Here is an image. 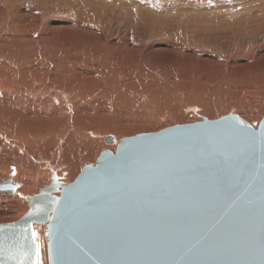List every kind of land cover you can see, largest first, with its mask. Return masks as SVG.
I'll list each match as a JSON object with an SVG mask.
<instances>
[{"label": "rangeland", "instance_id": "rangeland-1", "mask_svg": "<svg viewBox=\"0 0 264 264\" xmlns=\"http://www.w3.org/2000/svg\"><path fill=\"white\" fill-rule=\"evenodd\" d=\"M261 2L0 0V111L13 101L4 85L19 84L26 75V85L43 76L51 86L91 89L84 105L76 101L60 118L62 130L78 124L119 140L229 113L257 124L264 115V7H242ZM102 141L103 146L98 140L89 147L81 141L80 148L95 154L86 162L94 165L104 147L114 145ZM3 159L0 173L6 171L7 178L13 172L17 181V170ZM5 196L10 194L0 192V223L13 222L28 209L27 198Z\"/></svg>", "mask_w": 264, "mask_h": 264}, {"label": "water", "instance_id": "water-1", "mask_svg": "<svg viewBox=\"0 0 264 264\" xmlns=\"http://www.w3.org/2000/svg\"><path fill=\"white\" fill-rule=\"evenodd\" d=\"M26 198L0 223V264H36L34 224L49 264H264V115L123 137L61 190L53 174Z\"/></svg>", "mask_w": 264, "mask_h": 264}, {"label": "bare ground", "instance_id": "bare-ground-1", "mask_svg": "<svg viewBox=\"0 0 264 264\" xmlns=\"http://www.w3.org/2000/svg\"><path fill=\"white\" fill-rule=\"evenodd\" d=\"M260 7H264V2L252 3L249 5L247 4L242 7V10L244 9L245 11H249ZM243 18L244 17L240 19L242 20ZM214 19V21H217L215 15ZM26 70V72L32 71L28 69ZM91 71L93 72V70ZM26 72L24 74H26ZM99 76L100 75H98V77ZM42 77L43 76H38V78L34 79L29 85H26L27 83L25 82V79H27V76L24 75L23 80L19 84L14 81L9 82V85L5 86L7 84L5 82L6 84L3 89L6 90V92L8 91L6 95L13 96V101L11 102V100L8 99L6 102L9 103V107L0 111V157L3 156L6 160H9L11 168H16H14V170H17V177H15L17 181L13 179L15 175L13 172L11 179L9 178V175L7 178L5 177L7 175H4L6 171L0 174H3L2 176L5 177L3 178L4 180L10 179L14 183H19V186H17L12 193H9L10 196H5L9 199H13V201H16L18 198H26V196L37 194L40 189L50 183V179L53 174L57 179V183H59V185L62 184V186H66L65 184L67 182L71 183L78 178L83 169L82 167L80 170L83 165L82 162L84 161L85 163L87 157H91V159L94 160L95 156V154L87 153L85 152V149L80 148L79 145H81V141H85V144L89 147L90 144L96 143L99 140L103 146L102 139L104 140L106 136L110 135L112 137V142L109 143H113L114 145H110L109 147L105 146L103 150L109 151L111 149L112 151L115 149V146L117 150L118 141L120 140H117L116 135L112 136L111 134H107L106 131L104 134V132L100 131L96 132L86 128L82 129L83 127L79 126L77 123V125L74 124L72 128L62 130L59 126L61 123L60 118L71 112V110L76 106V101H81L82 105H84L83 98L87 97L86 94H88L91 89H86L85 92L79 88H66L67 86L65 87V85H60L59 87L56 85L51 86L46 82V78L43 79ZM99 83L98 87L100 88ZM88 84H90V82ZM92 84L94 83L92 82ZM72 85L74 84H71V87H73ZM94 85L93 87H95ZM99 90L100 92H95L98 94L97 96L103 93L101 88ZM175 109H172V113L174 114ZM58 126L60 130L58 129ZM106 130L109 131L108 129ZM79 131L85 132L86 134L84 133L83 135H80L78 133ZM96 136H99V138H94ZM79 139H81V141L76 143L75 141ZM62 141H64V143H61ZM74 143L78 146L77 148L72 147ZM36 147H38L37 150L32 152L31 150ZM51 148L54 149V151L61 150V155L51 156ZM6 149L12 151H4ZM3 157L0 162H4ZM87 163H91V161L86 162L84 165ZM7 166L8 165L5 167L7 168ZM8 170L9 173L10 169ZM79 170L80 172L76 175ZM40 178L42 179V182L40 183L42 187L39 184H37V186L39 185L37 187L36 183L40 182ZM42 183L43 185H46L43 186ZM32 190L35 192L31 193ZM56 195L58 196L57 193ZM21 206H23L21 210L26 207L24 203ZM33 233L35 241L38 245L36 264H49L45 226L43 224H34Z\"/></svg>", "mask_w": 264, "mask_h": 264}]
</instances>
